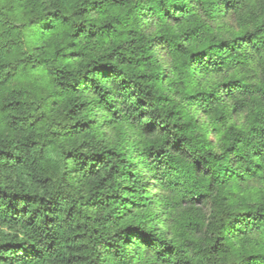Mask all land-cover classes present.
<instances>
[{
	"label": "clouds",
	"instance_id": "obj_1",
	"mask_svg": "<svg viewBox=\"0 0 264 264\" xmlns=\"http://www.w3.org/2000/svg\"><path fill=\"white\" fill-rule=\"evenodd\" d=\"M0 264H264V0H0Z\"/></svg>",
	"mask_w": 264,
	"mask_h": 264
}]
</instances>
